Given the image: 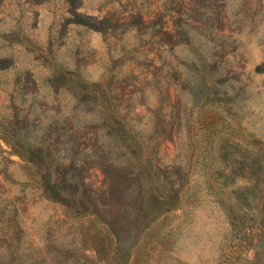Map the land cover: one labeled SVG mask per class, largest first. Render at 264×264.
Segmentation results:
<instances>
[{
  "label": "rangeland",
  "instance_id": "1",
  "mask_svg": "<svg viewBox=\"0 0 264 264\" xmlns=\"http://www.w3.org/2000/svg\"><path fill=\"white\" fill-rule=\"evenodd\" d=\"M77 6L0 0V264H264V0Z\"/></svg>",
  "mask_w": 264,
  "mask_h": 264
},
{
  "label": "trees",
  "instance_id": "2",
  "mask_svg": "<svg viewBox=\"0 0 264 264\" xmlns=\"http://www.w3.org/2000/svg\"><path fill=\"white\" fill-rule=\"evenodd\" d=\"M79 0H66L70 7V14L72 16L70 23L76 25H82L86 27H93L92 24L86 22L85 18L78 13L77 2ZM27 128V126H25ZM18 140L16 142L8 141L7 143L13 148L15 153L23 158L26 162H29L31 166L39 165L43 169L46 170L45 173H41V183L43 189V195L46 197H50L51 199L59 202L62 205H71L73 204V199H71L68 194H72L75 197L79 196L82 190L83 183L78 184L75 180V175L72 174L74 171V167L71 168L62 166L63 162H58L56 164L57 168L54 171L58 173L57 178L54 180L53 174L49 168L53 167L55 164L50 163V157L52 155L48 150H45L41 145L32 143L29 137H24L25 135L19 134ZM12 139L17 137L16 134L11 135ZM49 163H48V162ZM62 161V160H61ZM48 164H51L48 165ZM89 191L86 189L83 191L81 195H88Z\"/></svg>",
  "mask_w": 264,
  "mask_h": 264
}]
</instances>
